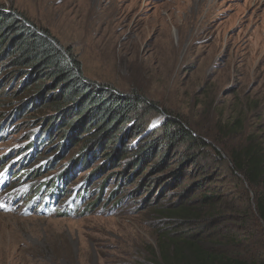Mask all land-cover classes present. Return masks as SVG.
Segmentation results:
<instances>
[{
	"label": "rangeland",
	"instance_id": "1",
	"mask_svg": "<svg viewBox=\"0 0 264 264\" xmlns=\"http://www.w3.org/2000/svg\"><path fill=\"white\" fill-rule=\"evenodd\" d=\"M0 4L48 28L89 79L151 101L158 109L136 121L153 138L177 118L230 150L264 148V0ZM12 61L0 60V264H151L168 230L155 210L182 202L201 215L208 193L234 209L226 215L239 227L240 249L264 255L254 194L230 166L213 164L212 148L200 161L205 172L179 162L189 153L182 144L164 145V156L155 152L133 168L130 149L142 137L124 131L111 138L117 142L105 135L87 147L91 136L69 128L72 115L50 128L52 109L22 110L26 97L18 92L29 76Z\"/></svg>",
	"mask_w": 264,
	"mask_h": 264
},
{
	"label": "trees",
	"instance_id": "2",
	"mask_svg": "<svg viewBox=\"0 0 264 264\" xmlns=\"http://www.w3.org/2000/svg\"><path fill=\"white\" fill-rule=\"evenodd\" d=\"M5 56L13 58L12 62L19 71L24 69L29 76L27 82L30 83H25L18 92L19 96L26 97L22 110L26 105L52 109L54 115L47 123L50 128L72 115L69 128L86 130L91 136L86 141L87 147L90 141L100 136L99 143H103L105 135L110 138L108 143L117 142L111 138L124 131H129L137 139L142 137L143 142H138L137 150L134 146L130 149L136 151L133 158L138 160L132 161L133 168L155 152L163 155L164 145L182 144L189 153L184 161L178 157L179 162H189L201 168L198 172H205L208 168L201 166V158L205 156V149L212 148L213 164H227L248 184L255 201L252 219L256 226H264L262 145H250L240 152L230 150L225 143L208 141L177 118L167 120L161 127L162 136L153 138L145 123L136 121L142 112L158 109L151 101L138 93L120 94L109 85L89 79L71 48L62 45L48 28L36 25L23 13L8 10L0 4V60ZM73 130L66 137L71 136ZM63 131L67 133V130ZM87 156L88 151L82 159ZM174 169V174L180 171ZM45 186L39 185L34 195L39 196ZM199 202L204 208L201 215H192L190 208L182 202L155 210L168 230L161 233V238L165 239L159 241V255L153 256L151 264H264L261 252L252 255V252L248 254L245 249H240L244 241H238V235L234 236L239 227H234V221L226 215L234 209L226 207L219 194L202 195Z\"/></svg>",
	"mask_w": 264,
	"mask_h": 264
}]
</instances>
